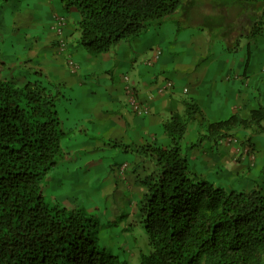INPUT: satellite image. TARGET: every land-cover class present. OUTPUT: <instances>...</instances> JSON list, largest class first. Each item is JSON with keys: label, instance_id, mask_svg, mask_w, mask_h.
Segmentation results:
<instances>
[{"label": "trees", "instance_id": "1", "mask_svg": "<svg viewBox=\"0 0 264 264\" xmlns=\"http://www.w3.org/2000/svg\"><path fill=\"white\" fill-rule=\"evenodd\" d=\"M239 2L232 9L224 2L214 4L218 20L203 16L201 22L218 25L225 34L229 30L232 38L248 27L253 36L261 33L264 0ZM61 3L80 13L78 45L98 55L136 39L152 21L174 14L181 0ZM6 69L0 60V264H130L101 247L98 222L84 207L46 202L41 182L65 154L61 141L67 132L57 96L42 81L19 84L5 78ZM184 105L183 113H173L162 123L170 146L111 141L155 165V172L140 182L146 188L139 206L149 249L138 264H264V192L227 191L197 179L182 148L193 120L208 129L200 140L222 141L240 129L264 134V106L252 109L248 118L234 114L206 124L196 101L185 100Z\"/></svg>", "mask_w": 264, "mask_h": 264}, {"label": "crops", "instance_id": "2", "mask_svg": "<svg viewBox=\"0 0 264 264\" xmlns=\"http://www.w3.org/2000/svg\"><path fill=\"white\" fill-rule=\"evenodd\" d=\"M48 1H57L51 15L53 24L54 18L61 14L59 10L64 8L61 0ZM184 15L187 19L202 18L203 21L200 8L194 0H188ZM22 18V12L18 11L14 20L21 29L33 24L31 20H27L26 25H21ZM52 24L47 39L40 41V47L37 36L30 37L28 34L24 37L18 34V42L24 44V51L20 46L22 64L23 58L28 57L31 63L27 66H30L31 70L38 69L62 85L85 88L82 93L83 100L81 99L79 104H82L81 111L88 114L85 120L91 125L90 131L95 132L98 137L127 145L157 143L170 146L171 139L164 132L162 123L173 113L185 111L184 101L188 98L182 97L183 95H189L190 99L197 102L204 113L206 124L227 119L236 113L248 118L251 110L258 105V99L263 101L264 105V92L250 89L251 83L257 84L258 78L264 76V44L256 40L247 43L248 48L252 47L248 54L245 53L244 59L239 57L240 55H229L223 59L210 48L209 40L203 32L192 33L185 39L165 43L166 37L156 29L159 32L152 38L147 36L144 41H139V38L134 42H122L108 53L90 55L78 45L80 33L77 26L72 27L68 22L64 36L68 47L62 50ZM159 50L161 55L156 58ZM139 61L141 64L133 72L134 77L131 80L130 74L124 73V70L128 65L134 68L135 63L138 64ZM70 62L75 63V69H72ZM126 76L135 87L139 100L150 107V115L138 116L130 108ZM99 81L103 82L101 88L86 90L87 84L98 85ZM170 82L173 83L172 89L168 86ZM204 129L200 127L198 120L191 121L182 142L194 176L223 186L224 182L221 183L219 178L224 179L240 171L244 173V179L248 183V186H245L246 191L260 189L264 192V134L254 135L250 130H238L231 133L233 141H209L189 149L200 135L204 134ZM240 134H243L242 140ZM96 141V144L88 147L89 153L94 152V149L103 150L104 143ZM246 141L252 145L250 154H243L241 146L236 145L242 143L245 147ZM121 162L120 165L123 164V161ZM140 162L145 164L142 173H138L139 176L129 182L134 184L131 190L140 188L144 194L146 188L140 182L155 172V165L137 155L135 163H129V167L138 168ZM90 163L91 161L88 162ZM111 166L109 168H112ZM245 170H248L247 174ZM112 177L106 175V178ZM260 179L262 186L259 184ZM108 185L113 191L114 188L119 191L114 180Z\"/></svg>", "mask_w": 264, "mask_h": 264}, {"label": "rangeland", "instance_id": "3", "mask_svg": "<svg viewBox=\"0 0 264 264\" xmlns=\"http://www.w3.org/2000/svg\"><path fill=\"white\" fill-rule=\"evenodd\" d=\"M187 2L188 0H181V5L174 14L159 21H152L147 30L139 37L122 42H134L139 38H141L139 41H144L147 36L152 38L159 32L156 29L160 30V34L166 37L165 43L185 39L190 37L192 33L203 32L209 40L210 48L223 59L229 55L235 57L240 55L239 57L244 59L245 53L248 54L251 51L252 46L250 48L246 46L250 41L256 40V42L264 44V19L262 32L256 36L251 35L252 30L248 27L240 37L232 38L233 35L229 33V30L225 34L226 30L220 29L218 25L210 27L203 24L202 18L190 17L187 19L184 15ZM220 2H224L228 9L241 5L239 0H194L203 16L215 21L218 19L215 16L216 11L213 6ZM56 4L57 1L48 0H0V40H2L0 60L5 62L7 66L4 77L15 80L19 84H25L28 81H42L44 86L57 96L59 117L65 132H67L61 141L65 154L58 159V165L41 182L46 202L50 205L58 203L69 209L84 207L98 222L101 247L119 255L130 264H138L141 254L147 253L149 249V239L140 216L139 204L143 193L140 188L131 190L134 184L131 185L130 182L139 176L138 173H142L144 162H140L138 168L129 167V163H135V157L138 155L136 152L125 151L121 147H116L112 145L111 140L98 137L95 132L90 131L91 125L85 120V116L88 114L81 111L82 104H79L81 99L83 100L82 93H84L85 88L70 84L62 85L38 69L31 70L30 66H27L31 63L28 57L23 58V64L22 58H20V46L24 51V44L18 42V34L24 37H27L28 34L30 37L37 36L36 40L40 47L42 45L40 41L47 39L49 34L52 24L51 15ZM18 11L23 14L21 25L24 26L27 20H31L33 24L30 27L25 26L21 29V26L14 20ZM59 11L66 16L72 27L77 26V21L80 19L77 8ZM137 63H135L134 68L128 65V68L124 70V73L130 74L131 80L134 77L133 72L141 64L140 61ZM124 66L126 65L124 64ZM258 79L257 84L251 83L250 89L263 93L264 76ZM102 86L103 82L99 81L98 85L87 84L86 90L98 89ZM182 97L188 98L187 100L190 99L189 95ZM257 102L258 105H263V101L260 99ZM258 105L256 104L255 108ZM236 114L243 117L240 113ZM240 130L244 131L243 129ZM204 134H209L207 127L204 129ZM239 137L242 140L243 134H240ZM96 140L104 143L103 150L101 148L94 149V152L89 153L88 147L96 144ZM199 140L196 141V143L199 142V146L206 142L209 143V141L214 142L210 138ZM236 145L241 146L243 154H245L248 146L251 147L252 151V145L249 142L246 143L245 147L242 143ZM242 151L240 150V153ZM100 158L103 160L101 161ZM142 158L144 157L142 156ZM89 161H91L90 164H88ZM121 161L123 164H128L129 167L124 172L119 170ZM110 165L112 168H109ZM244 172L247 174L248 170ZM107 174L113 177L106 178ZM244 176L243 172L238 171L224 179L219 178V181L224 182L222 185L227 187L225 188L227 191H231V189L246 191L245 186H248V183ZM112 180L118 184L119 191L115 188L113 191V188L108 185ZM259 184L263 185L262 179L259 180Z\"/></svg>", "mask_w": 264, "mask_h": 264}, {"label": "built area", "instance_id": "4", "mask_svg": "<svg viewBox=\"0 0 264 264\" xmlns=\"http://www.w3.org/2000/svg\"><path fill=\"white\" fill-rule=\"evenodd\" d=\"M67 25V19L65 16L63 15H58L55 20H54V25H53V29L54 32L58 38V42H59V47L62 50H65L68 47V43L66 42L65 38H64V31ZM161 55V51H157L155 57L158 58ZM70 65L72 67V69H75V63L74 62H70ZM125 80L127 81V86H126V92H127V96H128V102L130 105V108L134 111V113L138 116H148L151 114V109L149 106L144 105L138 98V94L135 90V87L133 86V84H131L130 80L128 77L125 78ZM168 86L172 89L173 88V83L170 82L168 84ZM227 140L229 141H233L232 138H228ZM236 141V140H235ZM251 151V147L248 146V148H246L245 152L249 153ZM128 167V164H122L119 166V170L121 169L122 172H124V170Z\"/></svg>", "mask_w": 264, "mask_h": 264}, {"label": "clouds", "instance_id": "5", "mask_svg": "<svg viewBox=\"0 0 264 264\" xmlns=\"http://www.w3.org/2000/svg\"><path fill=\"white\" fill-rule=\"evenodd\" d=\"M59 15H63V14H59ZM57 16H58V15H57ZM57 16H56V17H57ZM63 16H65V15H63ZM56 17H55V18H56ZM65 17H66V16H65ZM55 18H54V20H55ZM66 19H67V18H66ZM54 20H53L52 28H53V25H54ZM67 24H68V21H67ZM66 27H67V25H66ZM65 29H66V28H65ZM53 30H54V29H53ZM64 36H65V31H64ZM56 40L58 41V38H57ZM66 42H67V41H66ZM67 43H68V42H67ZM126 77H127V76H126ZM228 138H231V137H228ZM228 138H227V139H228ZM222 141H223V140H222ZM121 165H122V164H121ZM119 166H120V165H119Z\"/></svg>", "mask_w": 264, "mask_h": 264}]
</instances>
